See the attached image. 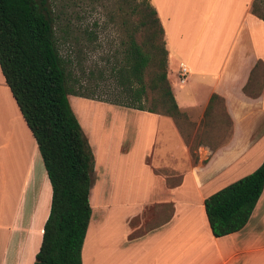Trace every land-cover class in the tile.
Masks as SVG:
<instances>
[{
	"label": "crops",
	"instance_id": "obj_1",
	"mask_svg": "<svg viewBox=\"0 0 264 264\" xmlns=\"http://www.w3.org/2000/svg\"><path fill=\"white\" fill-rule=\"evenodd\" d=\"M252 1L149 0L164 28L168 78L180 110L195 132L216 93L232 120L231 135L216 150L200 144L193 161L170 117L126 115L140 127L116 132L127 142L123 160L141 153L152 170L140 194L91 190L82 264H264V189L239 231L214 236L204 211L208 195L264 159V80L257 96L243 90L256 62L264 68V21L252 13ZM181 65L189 71L183 81ZM39 156L0 69V264L34 263L52 195Z\"/></svg>",
	"mask_w": 264,
	"mask_h": 264
},
{
	"label": "trees",
	"instance_id": "obj_2",
	"mask_svg": "<svg viewBox=\"0 0 264 264\" xmlns=\"http://www.w3.org/2000/svg\"><path fill=\"white\" fill-rule=\"evenodd\" d=\"M114 1L117 6L111 15L120 17L113 21L121 39L108 76L119 93L113 102L100 100L170 117L194 160L200 144L216 150L229 139L232 129L224 99L216 93L210 96L194 132L195 123L180 110L172 91L164 28L155 7L149 0ZM55 6L56 0H0V69L36 141L52 189L33 264H82L81 249L92 213L89 197L94 155L68 95L93 96L75 90V84L82 86L75 65L78 61L83 73V58L65 57L60 52L57 30L74 45L78 38L72 34L70 18L61 27L58 20L63 12ZM252 13L264 21V0L252 1ZM83 31L90 40L93 32ZM259 80H264L260 61L244 92L260 94ZM263 189L264 159L252 172L208 195L204 211L212 234L220 237L242 229Z\"/></svg>",
	"mask_w": 264,
	"mask_h": 264
},
{
	"label": "rangeland",
	"instance_id": "obj_3",
	"mask_svg": "<svg viewBox=\"0 0 264 264\" xmlns=\"http://www.w3.org/2000/svg\"><path fill=\"white\" fill-rule=\"evenodd\" d=\"M116 6L114 0H56L55 6L56 11L63 12L58 20L61 27L66 19L70 18L73 27L72 34L78 38L77 45H74L69 37L64 36L61 29L57 30V44L60 52L65 57L71 55L75 59L83 58V73L77 67L78 61H76L75 73L80 78L82 86L78 88V85L75 84V90L79 94L93 96L68 95L72 110L88 138L94 155L90 195L91 190L97 187L99 191L103 192L111 189L115 193H113L115 197L144 192L146 189L145 178L152 170L146 163L144 164L145 158L143 159L141 153L137 159L123 160L126 152L123 150L126 148L127 142L119 141L116 134L120 129L131 130L134 127H140V121H137L136 124L132 123V119H127L126 115H145L139 114L135 109L112 103L114 99L118 98L119 93L112 78L108 76V70L114 60L113 55L116 54L121 39V32L113 21L120 20V17L115 18L111 15ZM84 29L93 32L90 40L84 34ZM75 50L79 52L76 53ZM99 72L104 75L101 77ZM260 75L262 76V74ZM261 76L259 79L263 78ZM148 145L146 143L145 148ZM192 160L196 161L193 158ZM154 171L152 175H155ZM106 198L107 204H109V194ZM92 202L93 197L90 204ZM0 206H4L1 201ZM1 225L2 223H0V229Z\"/></svg>",
	"mask_w": 264,
	"mask_h": 264
},
{
	"label": "built area",
	"instance_id": "obj_4",
	"mask_svg": "<svg viewBox=\"0 0 264 264\" xmlns=\"http://www.w3.org/2000/svg\"><path fill=\"white\" fill-rule=\"evenodd\" d=\"M188 69L185 65H181L180 66V72H179V77H180V80L183 81L185 80L187 74H188Z\"/></svg>",
	"mask_w": 264,
	"mask_h": 264
}]
</instances>
